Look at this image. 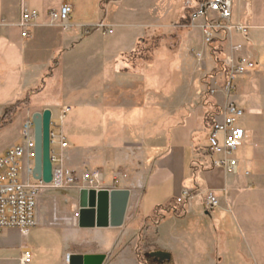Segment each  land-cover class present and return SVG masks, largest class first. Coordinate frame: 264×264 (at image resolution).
<instances>
[{
    "label": "crops",
    "instance_id": "crops-1",
    "mask_svg": "<svg viewBox=\"0 0 264 264\" xmlns=\"http://www.w3.org/2000/svg\"><path fill=\"white\" fill-rule=\"evenodd\" d=\"M202 1L0 0V124L6 122L2 116L40 88L29 95V105L21 104L0 127L3 132L18 117L22 120L15 135L1 138L0 155L23 143L31 111L33 116L51 110L52 122L59 126L70 107L61 126L69 144L65 164L74 179L82 181L96 171L102 175L100 189L131 193L123 226L86 229L78 215L85 182L80 189L44 192L37 227L60 238L53 264L95 254L107 256L104 264H140L138 251L122 245L136 232L154 243L147 254L168 252L172 264H264V0H233L228 24L247 32L234 28L216 41L223 46V62L245 56L257 65L235 78L230 97L244 111L239 125L246 133L232 157L238 161L236 174L215 167L209 156L210 123L200 97L204 87L200 92L195 84L207 68L198 63L184 68L182 61L190 60L182 52L170 65L176 81L168 95L157 81L163 68L147 69L143 62L144 47L154 34L175 32L201 46L196 57L201 54L198 62L206 64L210 47L201 29L190 27V15ZM22 2L40 15L28 39L17 27ZM66 4L73 8L68 29L49 17ZM100 22L113 32L86 34ZM239 46L241 53L235 51ZM223 157L217 153L214 159ZM33 167L34 159L25 156L23 181H34ZM167 187L174 194H166ZM185 188L199 195L215 193L219 208L208 212L197 196L178 207L182 214H163L175 207ZM63 214L70 216L67 224L60 222ZM48 243L40 245L47 255L52 253ZM8 263L0 258V264Z\"/></svg>",
    "mask_w": 264,
    "mask_h": 264
},
{
    "label": "built area",
    "instance_id": "built-area-1",
    "mask_svg": "<svg viewBox=\"0 0 264 264\" xmlns=\"http://www.w3.org/2000/svg\"><path fill=\"white\" fill-rule=\"evenodd\" d=\"M233 0H205L199 3L198 8L191 15L192 26L201 23L199 26L204 34L206 45L209 47L219 41L220 35L230 33L234 28L239 32L246 33L247 30L242 26L233 27L228 24L232 16ZM73 14L72 6L66 4L58 11H50L49 17L53 23H60L66 29ZM37 11L31 10L25 2L21 3L20 20L17 27L21 30V36L25 39L31 37L32 28L36 25L39 18ZM94 31H101L111 34L113 31L105 24L100 22L94 27L85 30L86 34ZM226 39L228 36L225 37ZM235 51L243 52L241 46L236 47ZM199 59L201 54H198ZM228 70V88L234 89V80L238 75H244L254 71L256 63L251 59L241 56L238 59L226 58L224 60ZM70 107L64 109L61 116V124L51 127V159L53 163V182L45 184L40 181H23L21 179L22 160L25 156L34 159L35 140L32 122H28L24 128V141L21 145L10 148L4 156L0 157V233L7 229H17L22 236L28 238L30 230L39 225L38 207L40 195L47 190H62L74 188L75 179L73 173L66 167L65 153L69 148L68 141L62 131V123L66 115L71 111ZM244 111L233 101H228L220 114L212 116L210 119L209 133V156L213 165L222 168L228 173L236 174L238 161L232 157L243 145L246 139L244 129L239 125ZM222 138V143H221ZM217 153L224 155L223 159L215 160ZM32 171L30 172V176ZM85 183L89 188L100 190L98 183L102 180L99 172H89L84 177ZM97 185V186H96ZM190 194L184 193V197L178 199L182 203ZM204 205L207 211L213 212L220 206L218 197L213 192L206 193ZM34 253L31 248L25 247L22 251L20 264H32Z\"/></svg>",
    "mask_w": 264,
    "mask_h": 264
},
{
    "label": "rangeland",
    "instance_id": "rangeland-1",
    "mask_svg": "<svg viewBox=\"0 0 264 264\" xmlns=\"http://www.w3.org/2000/svg\"><path fill=\"white\" fill-rule=\"evenodd\" d=\"M196 10L197 9H195V11ZM191 15H190V27L201 29L199 27L201 25L200 22L197 23V25L192 26ZM180 35L182 34L180 33ZM151 38L153 39V41L149 40V44L146 47H144V50L146 48V51H144L143 54L144 55L143 62L145 66L148 67L147 69L154 70L156 67L159 68V66L163 68L164 75L161 78H157V81H158V85L160 84V81H162L161 83H162L163 91L165 90V92H168L167 93L168 95L170 93L172 94L173 91L172 87H174L173 82L175 83L176 81V75L174 74L175 77H173V73H172L176 69L175 68L173 69V67H171L170 65H174L176 63L175 60L180 57L182 52L187 54L188 55L187 57L190 60V62L182 61L184 68L186 67V65L188 68H190L191 63H193L196 66L199 64V66L202 68H207L206 74L204 76L200 75L195 78V84L197 88L200 89V92L201 89L204 87V91L201 92L200 97L201 100L204 101L203 102L204 106H206L205 122L206 124H209L211 122L210 119L212 116L221 113L222 109L226 106V104L230 100V97L232 96L233 91L235 90L234 85H233L234 86L233 90H230L228 88V83L230 79L228 77V70L226 69L225 64L223 62V46H220L218 42L211 44L209 46L210 49L207 48L208 51L210 52L209 54L210 56L208 55V57L206 58L205 61L206 64L201 63L200 65V63L198 62L199 59L196 57V53L199 52L198 50L200 51L202 50L200 45L196 46V44H188V42L183 40L181 37L176 36L175 32L173 34L158 33L156 35L154 34ZM177 79H181V78L177 77ZM20 106L21 104L19 106L17 105L14 106V110L16 111L18 108H21ZM32 112L33 111L29 113L31 119H32ZM9 113L10 110L6 113L5 116H2V118L4 117L7 118H6V122H1L0 127L3 124H8L10 122L11 119ZM24 113L27 114V111H24ZM21 122H22L21 118L18 117L13 122V124H9L10 127H8L5 131L0 132V140L6 134L15 135L17 130L21 126ZM202 145H207V141L203 140ZM4 154L0 155V157L4 156ZM89 172H94V171H89ZM84 182H85L84 179H82V181L81 180L76 181L75 179L74 188L75 189L83 188L84 186L87 185V184L85 185ZM86 188H89V185H87ZM172 190H173L172 187H167L165 192L168 195L172 193L174 194ZM188 192L190 196L187 197L182 203H179L178 199L184 197V193H188ZM43 194L44 192L40 195L39 203ZM205 195L206 193L199 195L198 191L193 192L191 189L185 188L182 190L180 196L175 199V207H173L172 205L169 209L163 211V214H166L167 212H170L171 214L174 213L182 214L181 209L178 208L180 207V205L186 204L188 201L193 200L197 196H201V198L203 197V201H204ZM57 212L58 211L56 210V213ZM50 214L53 215V212ZM69 217L70 216L68 214H63L62 217L60 218V222L67 224L68 219H70ZM165 225L169 226V223L166 222ZM48 233L49 232H47V229L35 227L30 230V234L28 238L25 239V237H23L21 232L17 229L4 230L2 233H0V258L7 260L9 262L8 264H20L19 259L21 257L22 251L25 247H27V248H31L34 253V260L32 264H53L55 262L54 260H56L57 257L59 256L60 249L58 245L60 238L49 237ZM140 236H141L140 232H136L134 235H132V238H130V240H126L125 242H123L122 245L125 246L127 244L129 245L131 244L133 246V250L136 249L138 251L140 264H156L153 261L148 262L147 260V251L148 249L150 250L154 249L155 246L154 243L152 242L149 243L150 240L149 238L145 239L144 236L143 237ZM41 241L49 242L48 244L50 245V247H52L51 254L47 255L46 252L48 251L41 249L42 248L40 246Z\"/></svg>",
    "mask_w": 264,
    "mask_h": 264
},
{
    "label": "water",
    "instance_id": "water-1",
    "mask_svg": "<svg viewBox=\"0 0 264 264\" xmlns=\"http://www.w3.org/2000/svg\"><path fill=\"white\" fill-rule=\"evenodd\" d=\"M35 140V157L32 177L37 182H53L51 159L52 111L47 109L32 116ZM130 191L126 189L83 188L79 194V225L86 229H106L121 227L124 224L130 201ZM149 257L160 262H170L171 254L154 251ZM107 256L72 255L69 264H104Z\"/></svg>",
    "mask_w": 264,
    "mask_h": 264
},
{
    "label": "trees",
    "instance_id": "trees-1",
    "mask_svg": "<svg viewBox=\"0 0 264 264\" xmlns=\"http://www.w3.org/2000/svg\"><path fill=\"white\" fill-rule=\"evenodd\" d=\"M48 77H49V75L46 76V78H48ZM38 90H40V88L34 90L33 92H37ZM33 92H31V93H33ZM31 93H30V94H31ZM30 94H29V95H30ZM29 95L27 96V98L25 99V101H23L22 103H18L17 106H19L20 104L29 105V103H30V101H29ZM14 112H15L14 107H12V108L10 109V113H9V115L11 116ZM147 260H148V262H152V261H153V262H155L156 264H171V261H170V262H165V263H160V262H158V261H156V260L150 258V257H149V254H147Z\"/></svg>",
    "mask_w": 264,
    "mask_h": 264
}]
</instances>
